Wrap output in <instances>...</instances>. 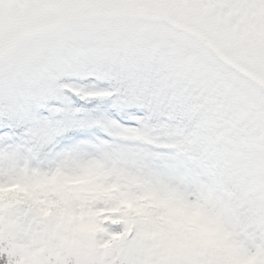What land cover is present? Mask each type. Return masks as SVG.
Returning a JSON list of instances; mask_svg holds the SVG:
<instances>
[{"label": "snow or ice", "instance_id": "6c2138e0", "mask_svg": "<svg viewBox=\"0 0 264 264\" xmlns=\"http://www.w3.org/2000/svg\"><path fill=\"white\" fill-rule=\"evenodd\" d=\"M0 191V264H264V0H0Z\"/></svg>", "mask_w": 264, "mask_h": 264}, {"label": "trees", "instance_id": "16d2710c", "mask_svg": "<svg viewBox=\"0 0 264 264\" xmlns=\"http://www.w3.org/2000/svg\"><path fill=\"white\" fill-rule=\"evenodd\" d=\"M97 176H98V173L91 172V174L90 175H86L85 178H88V177L96 178ZM95 182H96V180H94V179L93 180H89L87 182H84L83 184L80 185V187H81L80 191L88 190L90 188L95 187ZM0 198H3L1 196V194H0ZM128 207H133L132 202L128 205ZM74 219H78L79 220L80 227L84 231H93L96 228V220H95V217L92 216V215H84V214H82L79 217H74ZM202 227L205 228V231L213 230V228L211 226H202ZM202 237H203L205 243L202 240H201L202 244L198 240H196V241H197V243H199L200 245H202L206 249L220 248L222 250V252H223L224 249L229 248L226 239H224L222 236H221V239L222 240L224 239V243L223 244L221 242V239L220 238H215L214 235L209 234L208 237H206V236H202ZM202 237H201V239H202Z\"/></svg>", "mask_w": 264, "mask_h": 264}, {"label": "rangeland", "instance_id": "374dc122", "mask_svg": "<svg viewBox=\"0 0 264 264\" xmlns=\"http://www.w3.org/2000/svg\"><path fill=\"white\" fill-rule=\"evenodd\" d=\"M47 187L50 189L51 192L56 193V194H63L65 192L80 191L81 190V187L79 185H76V183H74L73 181L61 182V181L56 180L55 178L48 182ZM0 194L3 197V195H4L3 191H0ZM15 194H19L18 190L16 191ZM129 203L130 202H128V205H129ZM209 234L214 235L215 238L221 239V236L214 229L210 230V231H205V228H203V227H201L199 229V231L196 233L195 239L198 240L202 244L201 240L204 242V239L202 236L208 237ZM201 237H202V239H201ZM224 239L223 240L221 239L222 244L224 243ZM211 250L223 253L225 255V257L230 261L235 260L234 253L232 252V250L230 248L224 249L223 252L220 248H215V249L211 248Z\"/></svg>", "mask_w": 264, "mask_h": 264}]
</instances>
